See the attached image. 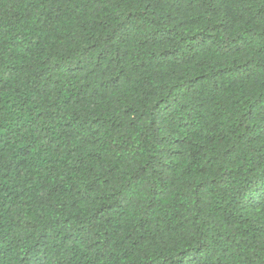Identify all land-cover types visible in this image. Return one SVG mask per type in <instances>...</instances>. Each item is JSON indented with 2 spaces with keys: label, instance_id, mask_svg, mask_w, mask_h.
<instances>
[{
  "label": "trees",
  "instance_id": "1",
  "mask_svg": "<svg viewBox=\"0 0 264 264\" xmlns=\"http://www.w3.org/2000/svg\"><path fill=\"white\" fill-rule=\"evenodd\" d=\"M0 264H264V0H0Z\"/></svg>",
  "mask_w": 264,
  "mask_h": 264
}]
</instances>
